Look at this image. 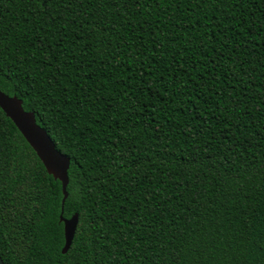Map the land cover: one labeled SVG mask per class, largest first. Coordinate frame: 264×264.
<instances>
[{
	"label": "trees",
	"instance_id": "16d2710c",
	"mask_svg": "<svg viewBox=\"0 0 264 264\" xmlns=\"http://www.w3.org/2000/svg\"><path fill=\"white\" fill-rule=\"evenodd\" d=\"M3 264H264V0H0Z\"/></svg>",
	"mask_w": 264,
	"mask_h": 264
},
{
	"label": "water",
	"instance_id": "95a60500",
	"mask_svg": "<svg viewBox=\"0 0 264 264\" xmlns=\"http://www.w3.org/2000/svg\"><path fill=\"white\" fill-rule=\"evenodd\" d=\"M0 110L32 150L46 174L60 183L62 198L60 200L58 221L62 223L63 234V245L60 253L65 254L70 247L77 225L76 214L67 219L62 217L63 203L67 196L65 187L67 185L69 159L55 148L46 132L35 123L33 113L22 109L21 100L0 92ZM0 264H3L1 259Z\"/></svg>",
	"mask_w": 264,
	"mask_h": 264
}]
</instances>
